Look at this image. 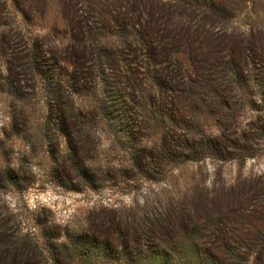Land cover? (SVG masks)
I'll use <instances>...</instances> for the list:
<instances>
[{
  "label": "rangeland",
  "instance_id": "1",
  "mask_svg": "<svg viewBox=\"0 0 264 264\" xmlns=\"http://www.w3.org/2000/svg\"><path fill=\"white\" fill-rule=\"evenodd\" d=\"M1 235L0 264H264V0H0Z\"/></svg>",
  "mask_w": 264,
  "mask_h": 264
},
{
  "label": "trees",
  "instance_id": "2",
  "mask_svg": "<svg viewBox=\"0 0 264 264\" xmlns=\"http://www.w3.org/2000/svg\"><path fill=\"white\" fill-rule=\"evenodd\" d=\"M13 245H15V242H11L10 240L7 239L6 236L1 235L0 236V246H3L4 249H6L10 255H15L16 253V248H13ZM20 259L19 262H13L12 259L10 260L8 258L7 263L6 264H28L27 262L29 261L28 258H26L25 256H21V255H17ZM9 261V262H8Z\"/></svg>",
  "mask_w": 264,
  "mask_h": 264
}]
</instances>
